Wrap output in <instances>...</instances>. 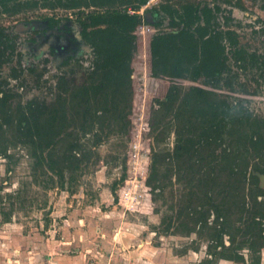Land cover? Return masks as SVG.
<instances>
[{
    "label": "rangeland",
    "instance_id": "rangeland-1",
    "mask_svg": "<svg viewBox=\"0 0 264 264\" xmlns=\"http://www.w3.org/2000/svg\"><path fill=\"white\" fill-rule=\"evenodd\" d=\"M166 1L147 0L139 7L141 19L130 23L131 52L107 67L84 41L75 53L61 56L54 44L64 38L47 37L32 49L45 32L47 17H54L56 27L69 23V31L79 35L76 7L37 0L17 13L0 14V25L14 47L0 66V96L6 92L12 106L28 99L49 104L63 92L62 85L80 84L92 72L125 82L132 90L125 130L105 129L98 142L79 131L92 153L78 167L66 168L63 177L36 164L28 144L8 142L10 156L0 154V264H264V247L236 248L237 237H215L177 220L170 232L163 230V215L175 219L187 185L170 174L162 196L155 195L151 156L172 149L176 129L187 122L185 97L202 91L207 102L222 104L224 113L264 118L260 59L243 66L231 59L215 71L197 63L175 73L160 71L151 38L157 31L175 29L168 16L160 19L158 13ZM207 1L213 6L212 20L222 30L232 29L238 45L264 54V0ZM28 21L34 29L18 28ZM166 103L175 110L160 120ZM222 140L226 134L197 143L203 167L218 165ZM257 174L264 187V174Z\"/></svg>",
    "mask_w": 264,
    "mask_h": 264
},
{
    "label": "trees",
    "instance_id": "trees-1",
    "mask_svg": "<svg viewBox=\"0 0 264 264\" xmlns=\"http://www.w3.org/2000/svg\"><path fill=\"white\" fill-rule=\"evenodd\" d=\"M4 5V0H0ZM146 0H45L43 4L78 8V20L93 54L101 65L114 66L132 50L134 34L131 22H138V13H128V6L140 7ZM37 5V0L25 2ZM82 6H95L85 11ZM159 12L168 16L175 29L154 33L151 42L161 61L160 71H183L191 63L208 70H218L231 59L243 66L255 59L264 62V54L248 51L238 45L232 29L222 30L212 20V9L196 10L195 4L171 8L161 4ZM225 40L229 41L226 44ZM127 83V82H126ZM63 92L49 104L28 99L12 106L5 92L0 96V154L10 156L8 142L28 144L38 165H46L63 177L66 168L78 167L92 151L79 136L90 133L98 142L115 127L125 130L130 119L132 90L125 82H114L92 72L83 82ZM2 89L0 88V91ZM189 106L187 122L175 131L172 149L156 150L151 156L152 191L162 196L174 174L184 181L182 207L175 214L165 213L164 232L173 222L199 226L215 237L227 234L237 237L236 248L264 247V187L258 174H264V118L250 113H224L223 105L209 103L202 91L185 97ZM166 103L160 120L175 110ZM79 129V130H78ZM10 133V134H9ZM222 140L218 165L203 167L197 155L199 141ZM173 209V207H170Z\"/></svg>",
    "mask_w": 264,
    "mask_h": 264
},
{
    "label": "flooded vegetation",
    "instance_id": "flooded-vegetation-1",
    "mask_svg": "<svg viewBox=\"0 0 264 264\" xmlns=\"http://www.w3.org/2000/svg\"><path fill=\"white\" fill-rule=\"evenodd\" d=\"M147 1V0H146ZM5 4L3 5L2 2H0V14H6V15H11L14 13L19 12V10L23 7H26V3L24 0H4ZM175 2H173L172 0H168L165 3L162 4H168L169 6H171V8H180V4H195L196 5V10L199 12L201 10H203L206 7H210L212 9V18H213V6L210 5L209 1H202V0H182L179 2H176V4H174ZM130 7V6H128ZM160 7V6H159ZM81 8H83L86 11H89L92 8H97L95 6H82ZM133 8V7H132ZM216 8H218V6L216 5ZM159 9V8H158ZM128 13H138L139 14V7L138 8H134V12H128ZM160 14V19H164L165 16H163V14L161 12H158ZM75 14V21L77 22V24L80 27L79 30V35L75 34L73 31H69L68 28V24L69 23H65L63 26L61 27H56L55 25V19L54 17H47L46 18V23H45V32L42 35H39V39H37V41L35 44L32 45V49L34 48H40L39 42L42 41L43 39H46L47 37H49L48 39L51 40V38L54 40H57L59 38H64V42L59 41L58 43L54 44L55 47V51L57 52L58 55L61 56V54L64 52H66L67 54H72L76 52V49H78L80 47L81 44H83V41L87 44H89L92 48V45L87 41L86 37H85V32H84V28L82 27V25L80 24L79 20H78V8L77 11H74ZM27 24V25H26ZM31 29H34V24L29 23V21L27 23H24L21 26H18L19 29H24L26 27H30ZM55 26V27H54ZM218 26V24H217ZM220 28V26H218ZM68 28V30L66 29ZM28 29V28H27ZM6 27L4 25H0V43L2 41V44H0V66L4 63V61H7L8 59L11 58L12 53L14 51V47L11 45L10 40L8 39V33H6ZM8 41V42H7ZM57 42V41H56Z\"/></svg>",
    "mask_w": 264,
    "mask_h": 264
},
{
    "label": "built area",
    "instance_id": "built-area-1",
    "mask_svg": "<svg viewBox=\"0 0 264 264\" xmlns=\"http://www.w3.org/2000/svg\"><path fill=\"white\" fill-rule=\"evenodd\" d=\"M127 11H128V12H134V8H132V7H128V8H127Z\"/></svg>",
    "mask_w": 264,
    "mask_h": 264
}]
</instances>
